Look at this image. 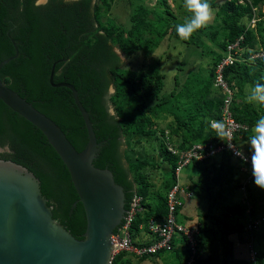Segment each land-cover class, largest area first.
I'll use <instances>...</instances> for the list:
<instances>
[{
  "label": "trees",
  "instance_id": "1",
  "mask_svg": "<svg viewBox=\"0 0 264 264\" xmlns=\"http://www.w3.org/2000/svg\"><path fill=\"white\" fill-rule=\"evenodd\" d=\"M126 1V19L118 22L109 14L115 0H46L43 3L0 0V61L14 55L15 46L18 50L17 57L0 68V79L52 119L75 149L81 151L88 136L71 91L49 83L50 69L55 62L54 82L72 84L88 111L99 147L93 165L112 172L115 183L123 188L126 210L134 195L141 197L142 209L131 226L134 239L141 231L148 232L150 218L161 220L168 213L166 194L176 182L174 171L179 158L169 152L166 142L176 149L203 144L213 150L203 158L191 157L182 166V169L190 167L183 181L181 173L179 176L180 182L192 193L188 201L194 199L198 213L195 220L186 204L188 201L176 205L177 221L181 217L191 221L190 225L195 222L198 225L193 264H209V252L213 251L216 239L231 253L233 242L228 239L231 234H236L255 251V262L239 259L236 264H264V212L259 211L264 210V189L256 186L251 171L246 169L247 162L227 144H233L242 154L251 153L241 142L248 141L253 134L252 127L264 115V106L249 104L246 89L256 81L264 83V57L249 59L247 63L233 62L223 69V78L232 90L228 110L247 128L234 132L232 139L224 142L209 126L212 119L223 120L220 106L226 99V93L213 86L215 68L228 42L244 32L246 20L254 13L252 7L263 4L264 0H209L218 23L198 30L187 41L176 33V25L181 22L172 8V3L179 10L183 8V0ZM189 15L187 12L186 17ZM257 31L258 38L250 29L245 32L244 45L264 48V20L257 23ZM201 35L219 47V51H209L211 66L186 69L184 62H180L171 89L160 96L164 85L160 61L159 58L150 61L147 56L171 37L180 44L194 45L193 55L200 56L203 51L197 48L203 45ZM242 55L250 58L252 53L243 51ZM178 94H182L178 98L183 105L181 109L172 106ZM160 111L172 114L173 120L159 131V160L122 149L131 136L155 134L151 116ZM4 146L10 151H0V159H9L31 171L39 180L47 206L52 207V218L74 237L83 239L85 212L77 201L78 194L66 165L38 128L0 100V147ZM199 152L204 154L205 150ZM161 163L168 165L169 169L162 171L169 175L162 174L160 189L148 193L151 183L145 169L158 171ZM235 189L241 191L242 201H232ZM204 201H207L206 210L198 211ZM170 244V249H161L155 254L137 256L121 252L112 264H128L125 258L130 256L146 260L149 255L160 256L171 250L179 255L176 264H183L192 256V246L182 231L172 235ZM204 253L209 254L203 257ZM224 264L230 263L225 259Z\"/></svg>",
  "mask_w": 264,
  "mask_h": 264
},
{
  "label": "water",
  "instance_id": "2",
  "mask_svg": "<svg viewBox=\"0 0 264 264\" xmlns=\"http://www.w3.org/2000/svg\"><path fill=\"white\" fill-rule=\"evenodd\" d=\"M17 55L15 46L14 55L1 60L0 68ZM54 72L55 62L49 83L70 89L83 118L88 140L81 151L52 119L1 79L0 100L38 128L66 165L85 212L84 237L77 239L52 218V207L47 206L39 180L31 171L0 159V264H109L113 248L110 235L126 211L124 191L109 169L93 165L99 147L88 111L72 84L54 82Z\"/></svg>",
  "mask_w": 264,
  "mask_h": 264
},
{
  "label": "rangeland",
  "instance_id": "3",
  "mask_svg": "<svg viewBox=\"0 0 264 264\" xmlns=\"http://www.w3.org/2000/svg\"><path fill=\"white\" fill-rule=\"evenodd\" d=\"M221 2L222 0H218ZM43 3V2H41ZM170 3H172V0H170ZM172 8L175 13V16L178 21L181 23L184 21L187 11L183 7L180 10L176 8V6L172 3ZM214 15L212 18L211 23L208 25L215 26L219 20L215 19V10H213ZM116 21L118 22H124L126 19L127 14V1L126 0H115L114 6L110 10L109 13ZM174 38L166 39L163 44L160 45V48H157L154 50V52H151L148 56V60H152V58H159L160 61V75H162V80L164 81V85L160 91V96L171 89L173 85V75L177 73L176 66L180 62H184L186 69H196L198 67H204L209 68L211 65L209 64L211 60V54L209 51H219V47L217 46L215 41H212L209 37L206 35H201V39L203 42V45L197 48L196 50L199 51L200 49L203 51L200 56L193 55V48H195L194 45H185L180 44L178 41H174ZM203 47V48H201ZM119 52V51H118ZM187 60V61H186ZM126 61V58L123 57V62ZM250 89L247 88L246 91H249ZM112 91V87L110 88V92ZM182 94H178L177 96H174L172 106L178 107L181 109L183 107L181 101L178 99L179 96ZM110 110L112 111L111 107ZM184 109H182L183 111ZM113 112V111H112ZM151 116V115H150ZM153 127L155 128L156 132L155 134L151 136H131L129 141H126V144H123L122 149H129L133 151V153H136L138 155H142L145 158L153 159L154 161L159 160L158 150L160 148L159 140H161L159 131L163 128H166V124L170 123L173 120V115L170 114L167 111H160L157 112L155 115L151 116ZM207 120L205 118V122L207 123ZM253 129V127H252ZM126 140V139H125ZM244 143V144H243ZM241 144L244 146H249L248 141H242ZM246 150H250L248 147H246ZM168 170V165L166 163H161L160 167L151 169L150 167H146L145 174L147 175L148 182L151 183V186L149 187L148 193H151L152 191H158L161 187V182L163 180V175L167 177L169 173L167 172L164 174L162 169ZM190 168L184 167L181 171V180L183 181V176L185 173H188L187 169ZM163 174V175H162ZM235 195L232 198L233 202H237L241 200L242 193L241 191H238L235 189ZM245 194V192H244ZM243 194V195H244ZM245 196V195H244ZM242 201V200H241ZM187 205L189 203H186ZM201 204V203H200ZM203 204V205H202ZM200 206V210L198 211H205L207 207V201L202 202ZM187 208V207H186ZM192 208H194V212L196 213L197 210H195L196 205L195 203L192 205ZM260 213H263L264 210H259ZM218 212V211H217ZM197 215L195 220L197 219ZM178 222L181 224H185L186 220L185 218L177 217ZM196 224V222H195ZM228 239L233 242V248L232 252L228 253L225 251V248L223 247V244L220 240L215 241L213 245V251L210 253V260L209 264H224V260L227 259L228 263L230 264H236V260H249L250 251L248 248V245L245 241L240 240L239 237H237L236 234H231L228 236ZM177 245V244H176ZM176 250L167 251L165 253L160 254V256L157 255H149L147 260H141L138 259L136 256H130V258H125V260H129L128 264H176L178 262V254L176 253ZM209 253H204L203 257L208 256ZM127 264V263H126Z\"/></svg>",
  "mask_w": 264,
  "mask_h": 264
},
{
  "label": "built area",
  "instance_id": "4",
  "mask_svg": "<svg viewBox=\"0 0 264 264\" xmlns=\"http://www.w3.org/2000/svg\"><path fill=\"white\" fill-rule=\"evenodd\" d=\"M253 10L255 11V14L250 21L251 27H254L255 22L260 19V17L256 15V12L258 10L257 7H254ZM262 12L264 15V6L262 7ZM242 40L243 36H241L235 42L228 43L226 48L227 53L221 60L218 66L219 68L217 69L219 80L221 67H223L225 64L232 62V60L234 59L232 57V52L237 51V47L239 46ZM258 51L264 50L262 48H259ZM225 90L227 91V97L222 108V121L226 122V124L229 126L233 136L234 132L245 130L247 128V125L240 124L232 118L231 112L228 110V104L230 103L232 92L228 88V86L225 87ZM231 139H229L228 141H230ZM166 144L169 152L177 155L179 158V165L174 171V177L176 179V182L166 194L168 213L161 220L150 218L147 223L148 232L141 231L139 235L134 239L131 233L132 222L137 212L142 209L140 205L141 197L134 195L131 199L130 207L124 217V221L118 229L119 231L112 234L110 237L113 243L111 261L116 254L123 251L127 254L132 253L134 255L141 256L147 253H155L161 249H170V240L172 235L174 233H177L178 231H182L188 237L189 243L192 246V256H190V258L185 264H193V253L195 251L197 241L196 236L198 234L199 229L196 225L187 226L186 224H181L176 220V205L182 204L183 200L191 196V192L188 190L187 186L180 182L179 176L182 166L188 163L191 160V157L203 158L214 151L207 149V147H205V145L203 144H196L189 149H176L170 143L166 142ZM220 148L221 146L217 147L215 151H218ZM201 150H205L204 154H200L199 151ZM231 150L235 154L238 151L235 147H231ZM238 156H240L247 162L248 166L246 169L251 171V153H241V155ZM139 227L142 228V225H140ZM250 260L255 262V251L252 248L250 249Z\"/></svg>",
  "mask_w": 264,
  "mask_h": 264
},
{
  "label": "clouds",
  "instance_id": "5",
  "mask_svg": "<svg viewBox=\"0 0 264 264\" xmlns=\"http://www.w3.org/2000/svg\"><path fill=\"white\" fill-rule=\"evenodd\" d=\"M241 1L243 2V0H241ZM183 6L186 9V11L188 13H190V15L185 17V19L182 23H178L176 25V33L181 40L187 41V40L192 38L194 33H196L198 30L206 27L209 23H211L214 12H213L211 4L209 3V0H183ZM263 6H264V3L263 4L260 3L257 6L252 7V11L254 13L248 20H246L244 32L240 36L236 37L235 40L231 41V42H235L237 39H239L241 36H243V40L241 41V43L237 47V51L232 52V57L234 59L232 60L231 63L237 62V61L238 62L244 61L247 63V62H250L249 59H253L256 57L257 58H263L264 57V51H258L259 48H262L264 50V48L261 47L260 45L259 46H250L247 44L244 45V41H245V37H246L245 32L247 30L250 29L258 38L257 23L264 20V15L262 12ZM254 7H257L258 10L256 12L257 13L256 15L258 17H260V19L255 22L254 27H251L250 21L254 17V14H255V11L253 10ZM228 43H230V41ZM243 51H251V53H252L251 57L250 58H247V56L243 57V55H242ZM226 53H227V51L222 53L223 56H222L221 60L226 55ZM220 62L217 64V66L215 68V78H214L213 86H215L216 89L221 88V90H223V92L226 93V97H227V91L225 90V87L228 86V88L230 90H231V88L229 87V85L225 81V79L223 78V69L225 68V66H228L231 63L225 64L223 67H221L220 80H219L217 69L219 68L218 66H219ZM231 92H232V90H231ZM231 98H232V96H231ZM246 100L249 104H252L254 106H264V83H262L260 81H256L252 86H250V90L246 96ZM224 102H225V100H224ZM224 102L220 106L221 116H222V108L224 106ZM231 116L235 120V118L233 117L232 114H231ZM209 126H210V129L216 133V137H218L222 141L225 142L226 140L231 139L232 132H231L229 126L226 124V122H224L222 120L212 119L209 121ZM252 133L253 134L248 137V144L250 146V152H251V172H252V176L254 177V182H255L256 186L260 187L261 189H264V115H261L259 117V119L255 122L253 129H252ZM227 144L229 145L230 148L234 147V145L231 143H227ZM236 155H241V153L239 151H237ZM180 173H181V171H180ZM192 196L193 195L191 193V196L189 198H191ZM184 201L186 203L188 201V198L185 199ZM128 209L125 211L124 217H125ZM124 217L122 218V220L119 224V227L123 223ZM193 218L195 219L194 216H193ZM185 224L190 225V223H188L187 220H186ZM193 225H196L198 227L197 223L193 224ZM119 227H118V229H119ZM118 231L119 230H117L116 232H118ZM116 232H113L112 234H114ZM111 235H110V237H111ZM248 248L250 251V249L252 247L248 245ZM112 250H113V248H112ZM157 252H155V253H157ZM155 253H147V254H143V255L155 254ZM118 254H116L114 256V258ZM111 255H112V251H111ZM113 259H112V261H113ZM249 260H250V256H249ZM110 261H111V256H110ZM112 261H111V263L109 262V264H112ZM185 263H183V264H185Z\"/></svg>",
  "mask_w": 264,
  "mask_h": 264
},
{
  "label": "crops",
  "instance_id": "6",
  "mask_svg": "<svg viewBox=\"0 0 264 264\" xmlns=\"http://www.w3.org/2000/svg\"><path fill=\"white\" fill-rule=\"evenodd\" d=\"M188 203H189V206H188L189 208L188 209L191 212L192 216H196L195 213H192V212H194V208H192L193 203H195L194 199H191L190 201H188ZM195 210H197V208H195ZM198 210H199V208H198ZM188 223H191V221H188Z\"/></svg>",
  "mask_w": 264,
  "mask_h": 264
},
{
  "label": "flooded vegetation",
  "instance_id": "7",
  "mask_svg": "<svg viewBox=\"0 0 264 264\" xmlns=\"http://www.w3.org/2000/svg\"><path fill=\"white\" fill-rule=\"evenodd\" d=\"M0 151H10L8 146L0 147ZM9 160V159H7Z\"/></svg>",
  "mask_w": 264,
  "mask_h": 264
}]
</instances>
